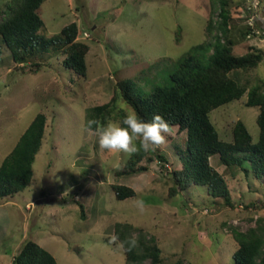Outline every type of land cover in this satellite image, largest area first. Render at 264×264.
I'll list each match as a JSON object with an SVG mask.
<instances>
[{
	"label": "rangeland",
	"instance_id": "1",
	"mask_svg": "<svg viewBox=\"0 0 264 264\" xmlns=\"http://www.w3.org/2000/svg\"><path fill=\"white\" fill-rule=\"evenodd\" d=\"M227 2L233 52L263 49L264 0ZM218 12L219 0H43L45 27L39 33L49 38L75 22L77 40L89 46L84 76L65 69L59 51L38 54L40 67L34 59L17 64L0 42V162L35 114L46 116L30 186L0 204V264H13L27 240L47 249L58 264H122V249L111 239L117 221L146 230L164 262L235 264L233 231L245 232L264 217V176L254 178L213 155L210 164L226 178L233 205L199 187L170 196L171 173L181 168L178 147L186 139L177 125L164 133L165 143L147 151L152 160L138 162L146 169L129 174H122L129 155L100 148L94 133L84 130L94 106L113 99L105 123L121 120L129 110L120 81L130 79L134 94L165 84L182 54L212 39L206 24L209 18L216 24ZM238 76L254 85L264 78V58ZM245 101L246 94L209 113L221 140H232L240 119L257 141L258 107ZM113 184L135 194L118 200Z\"/></svg>",
	"mask_w": 264,
	"mask_h": 264
},
{
	"label": "trees",
	"instance_id": "2",
	"mask_svg": "<svg viewBox=\"0 0 264 264\" xmlns=\"http://www.w3.org/2000/svg\"><path fill=\"white\" fill-rule=\"evenodd\" d=\"M43 0H8L0 6V42L9 50L13 61L25 64L38 54L59 51L64 54L62 66L78 75L86 72L85 56L88 45L77 40L78 27L75 22L63 26L59 33L47 38L39 32L45 27L40 16ZM215 10V8H214ZM219 21L208 19L206 30L211 40L195 45L182 54L168 74L165 84L155 85L150 92H136L130 79L118 83L120 95L145 120L159 114L169 123L177 125L186 134L184 147H178L181 168L172 171L173 185L169 195L174 196L190 187H199L212 199H222L233 205L231 190L226 178L210 164V158L218 155L227 166H239L254 178L264 176V78L249 86L241 81L239 70L255 68L264 58V48L251 47L244 54L233 52L234 40L230 35L229 21L232 17L227 0H219ZM216 32L213 34V30ZM249 30V31H248ZM246 33L250 32L248 29ZM246 94V106L258 107L256 118L259 135L256 142L242 120H237L232 129V140L219 138L209 113L222 105L240 99ZM113 99L92 107L88 119L105 123L113 108ZM46 116L37 112L19 135L10 151L0 162V204L30 186L33 163L42 145ZM95 127V126H94ZM139 145V141H137ZM142 149L129 156L122 174L144 170L138 162L146 158ZM149 154L146 159L152 160ZM161 161H167L159 154ZM116 199L131 197L135 191L123 184H113ZM236 242L232 252L235 264H264V217L257 225L245 232L233 231ZM113 235L116 243L129 238L138 244L128 251L122 249V264H171L164 262L161 249L152 236L130 221H117ZM13 264H58L55 257L33 240H27L15 255ZM175 264H180L179 262Z\"/></svg>",
	"mask_w": 264,
	"mask_h": 264
},
{
	"label": "clouds",
	"instance_id": "3",
	"mask_svg": "<svg viewBox=\"0 0 264 264\" xmlns=\"http://www.w3.org/2000/svg\"><path fill=\"white\" fill-rule=\"evenodd\" d=\"M84 130L94 133L100 148L131 156L141 149L147 152L165 143L164 133L170 131V126L159 114H155L149 121L141 117L135 108L130 107L121 120L101 123L96 119H90L86 121ZM111 239L115 243L119 238L113 235ZM137 244L136 239L129 238L121 241L118 246L130 251Z\"/></svg>",
	"mask_w": 264,
	"mask_h": 264
}]
</instances>
